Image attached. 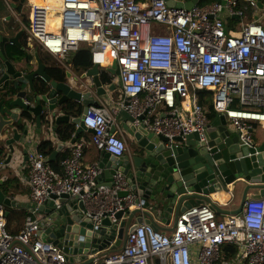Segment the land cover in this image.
Wrapping results in <instances>:
<instances>
[{
  "label": "built area",
  "instance_id": "2783aa9c",
  "mask_svg": "<svg viewBox=\"0 0 264 264\" xmlns=\"http://www.w3.org/2000/svg\"><path fill=\"white\" fill-rule=\"evenodd\" d=\"M259 2L198 0L187 8L167 0H56L52 7L49 1L29 6L24 28L38 48L57 57L83 48L100 65L117 62L120 102L109 106L97 97L99 104L89 106L83 121L98 150L121 157L129 149L119 121L123 110L135 126L155 135L172 140L198 133L203 139L213 120L195 90L213 91L215 112L225 115L242 140L254 141L253 122H264V1L262 9ZM53 10L60 18L56 29L49 27ZM47 156L41 150L29 155L34 205L19 232L9 231L0 201V264H227L223 248L229 244L239 250L235 264H264V196L247 198L240 212L222 216L210 203L199 204L181 213L169 233L143 222L118 251L99 250L85 260L69 255L41 235L51 215L40 208L53 194L77 197L96 223L106 216L120 222L116 214L131 211L136 196L119 195L129 189L122 171L108 180L100 162H83V142L70 143L59 169ZM219 193L226 199L216 193L211 198L224 209L230 189ZM55 204L53 212L61 207L57 199Z\"/></svg>",
  "mask_w": 264,
  "mask_h": 264
},
{
  "label": "water",
  "instance_id": "95a60500",
  "mask_svg": "<svg viewBox=\"0 0 264 264\" xmlns=\"http://www.w3.org/2000/svg\"><path fill=\"white\" fill-rule=\"evenodd\" d=\"M167 2L170 6L190 8L198 0ZM259 6L263 8L261 2ZM22 33L20 31L13 38L0 33V154L7 157L0 163V174L7 170L6 162L18 152V144L28 134L33 114L45 126L50 119L58 125L75 123L78 126L76 136L82 130L92 133L83 120L89 106L99 104L94 95L106 94L100 77L101 65L97 62L82 73V77H93L95 94L88 87H80L84 83L73 87L67 80L53 78L38 53L32 72L22 71L23 65L19 69L3 43L19 45ZM106 69L117 75L120 72L116 61L107 64ZM71 76L67 70L66 77ZM36 77L44 83L36 82ZM44 113L50 116H42ZM122 114L126 120L123 128L133 137L137 148L133 154L121 157L105 153L100 166L105 169L108 180L118 171L126 175L129 189L119 195L135 194L136 206L127 213L118 212L116 218L122 219L118 223L107 216L96 223L94 214L88 215L77 197L53 194L40 208V212L46 210L51 215L50 224L41 230V235L63 246L69 255L80 254L79 259L85 260L89 253L99 250L118 251L125 244L128 233L139 224L146 222L165 231L164 224L173 223L174 227L181 213L199 204L210 203L218 213L235 214L242 210L247 198L264 196V136L259 139L255 135L253 142H246L233 131L224 114L218 113L203 139L198 133H191L170 140L162 134L149 132L144 125L135 126L134 118L126 111ZM240 182L246 186L238 208L223 209L213 202L212 194L229 190V186ZM55 199L61 207L53 212ZM0 201L7 205L11 202L2 189ZM74 259L78 258L70 256L72 262Z\"/></svg>",
  "mask_w": 264,
  "mask_h": 264
},
{
  "label": "crops",
  "instance_id": "0c3cea01",
  "mask_svg": "<svg viewBox=\"0 0 264 264\" xmlns=\"http://www.w3.org/2000/svg\"><path fill=\"white\" fill-rule=\"evenodd\" d=\"M10 1L11 0H0V33L1 36L13 38L16 37L20 31L23 32L18 39L19 45L15 43L8 44L9 42L3 43L6 51H11L10 56L14 59V63H18V65L16 64L17 67L21 69L19 66L23 65L24 67L22 71H27L29 73L32 72L36 68V53H38L42 60L46 62L47 69L48 67L62 68L65 71V74L67 70L70 71L72 76L71 78L66 77V80L69 81L73 87H77L79 84L84 83L85 86L81 85L80 87H88L92 91L95 90V87H93V77H82V73L86 72L87 69H78L72 64V60L76 53L84 51L83 48L78 51L68 53L65 57H57L51 53L43 51L37 47L35 42L32 43L31 41H29V43L35 45V47L30 48L24 41V37L26 35L24 27L29 22V12L28 14L26 13L29 11V6H25V4L30 2V0H26V3L22 5H16ZM177 1L188 2L190 0ZM259 1L262 3L264 0ZM25 16L28 17V22L25 21ZM42 52L46 55H50L57 63H54L53 60L45 59L46 55ZM28 58L30 59L29 63L26 62ZM66 58H68L69 63L65 61ZM105 65L106 64H102L101 66L100 77L103 81L102 86L106 89V94L101 95V98H103L109 106H114L120 102L122 98V91L118 75L111 73L108 69H106ZM104 72H107L110 77L108 81L103 80L102 73ZM35 81L39 84L44 83L41 82L42 80L39 77L38 79L36 77ZM92 94H95L94 91ZM97 97L98 96L94 95V98ZM260 109L264 110V107H261ZM32 116L33 120L29 124L28 134H26L24 140L18 144L20 145L18 152L10 159L9 162H6L5 166L7 170L0 174V189H2L11 200L9 205L5 204L8 229L11 233H17L21 230L26 216L31 213L34 205L29 195L30 188L28 183L27 168L29 155L33 151L41 150L45 152L48 155L47 157L49 163L57 169L60 168L61 161L70 155V143H74L73 138H75V142H83L85 145V156L83 158L84 163L100 162L102 157L105 155L104 152L98 150L92 143L91 132L82 130L76 136L78 126L75 123L62 122L58 125L54 123V119H50L51 122L45 126L37 120V117L34 114ZM42 116H50V114L44 113ZM120 116L119 121L123 128L126 120L123 114ZM253 125L255 127L256 137L262 139L264 136V122L255 121L253 122ZM232 129L234 128L232 127ZM70 132L71 135L67 137ZM124 135L129 147L126 154L131 155L137 148L136 143L133 141V137L128 135L126 132H124ZM128 137L130 138V141L127 140ZM4 160L6 161L7 157L1 156L0 154V163L2 164ZM245 186L246 185L243 182L229 186L230 193L228 199L230 202L227 205H223L224 209L233 210L239 207ZM216 194L222 195L219 192H216ZM43 214L46 215L47 212L44 211ZM222 214L223 213H219V216H222ZM164 226L167 233L173 229V223H166ZM238 251V247H236L235 254H223L224 259L227 260V264H235L233 260Z\"/></svg>",
  "mask_w": 264,
  "mask_h": 264
},
{
  "label": "trees",
  "instance_id": "16d2710c",
  "mask_svg": "<svg viewBox=\"0 0 264 264\" xmlns=\"http://www.w3.org/2000/svg\"><path fill=\"white\" fill-rule=\"evenodd\" d=\"M215 0H200V4H204L206 2H212ZM13 4H19L22 5L24 3H26V0H11L10 1ZM26 5V4H25ZM251 13V12H249ZM26 19L25 21L28 22V17L25 16ZM249 18H251V16H249ZM84 51H79L76 53V55L74 56L73 60H72V64L74 65V67L78 68V69H88L90 67H92L94 65L93 62V54L88 50V49H83ZM48 73L53 76V78L57 79V80H66V74L65 71L62 68H54V67H48L47 69ZM102 77L104 81H108L110 79L109 75L107 72L102 73ZM194 93L197 94L198 98H199V102L202 105H206L209 108V113L208 116L211 119H214L216 117V112L214 111L213 108V96H214V92L213 91H202V90H195ZM71 135V132L69 133V135L67 137H69ZM223 254H235L236 253V247L234 245H226L223 248Z\"/></svg>",
  "mask_w": 264,
  "mask_h": 264
},
{
  "label": "bare ground",
  "instance_id": "6f19581e",
  "mask_svg": "<svg viewBox=\"0 0 264 264\" xmlns=\"http://www.w3.org/2000/svg\"><path fill=\"white\" fill-rule=\"evenodd\" d=\"M50 2L49 4V6L50 7H52V4L56 1V0H30V2H28V3H26V6H32V5H34V4H41V5H45V4H47V2ZM55 9H56V7H55ZM59 22H60V18L59 17H57V15L55 14V11L53 10L52 11V15H51V17H50V19H49V27L51 28V29H56L57 28V26H58V24H59ZM28 35V40L29 41H31V42H34V40H33V38L29 35V34H27ZM28 46L30 47V48H34L35 46L33 45V44H28ZM80 46H85V45H80ZM114 52H112L111 54H113ZM215 196H217L218 198H221L222 200H225L226 199V197H227V195H225L224 193L222 194V195H217V194H215Z\"/></svg>",
  "mask_w": 264,
  "mask_h": 264
},
{
  "label": "rangeland",
  "instance_id": "374dc122",
  "mask_svg": "<svg viewBox=\"0 0 264 264\" xmlns=\"http://www.w3.org/2000/svg\"><path fill=\"white\" fill-rule=\"evenodd\" d=\"M28 12H29V11H27L26 13L28 14ZM32 43H33V42H32ZM34 46H35V45H34ZM28 51H29V50H28ZM42 53L45 54L44 52H42ZM45 55H46V54H45ZM45 59H47V60H53L54 63H57V62H56V61H55L50 55H46V56H45ZM65 61H66L67 63H69L68 58H66ZM106 65H107V64H106ZM127 140L130 141V138L128 137Z\"/></svg>",
  "mask_w": 264,
  "mask_h": 264
},
{
  "label": "flooded vegetation",
  "instance_id": "af4514ba",
  "mask_svg": "<svg viewBox=\"0 0 264 264\" xmlns=\"http://www.w3.org/2000/svg\"><path fill=\"white\" fill-rule=\"evenodd\" d=\"M26 6V5H25ZM24 41L26 44H29V40H28V35L26 34L25 37H24Z\"/></svg>",
  "mask_w": 264,
  "mask_h": 264
},
{
  "label": "clouds",
  "instance_id": "9594fccd",
  "mask_svg": "<svg viewBox=\"0 0 264 264\" xmlns=\"http://www.w3.org/2000/svg\"><path fill=\"white\" fill-rule=\"evenodd\" d=\"M263 4V3H262ZM261 9V8H260ZM29 23V22H28ZM27 23V24H28ZM102 66V65H101ZM106 66V65H105ZM215 111V110H214ZM209 113V112H208ZM216 116H217V113H216ZM225 116V115H224ZM213 120V119H212ZM228 121V120H227ZM229 122V121H228ZM229 124H230V122H229ZM230 126H231V124H230ZM232 128V127H231ZM234 131H235V129H233ZM236 132V131H235ZM254 136H255V127H254Z\"/></svg>",
  "mask_w": 264,
  "mask_h": 264
}]
</instances>
